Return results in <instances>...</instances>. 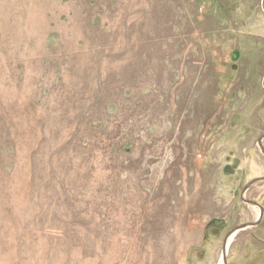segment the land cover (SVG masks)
Masks as SVG:
<instances>
[{
	"label": "rangeland",
	"instance_id": "374dc122",
	"mask_svg": "<svg viewBox=\"0 0 264 264\" xmlns=\"http://www.w3.org/2000/svg\"><path fill=\"white\" fill-rule=\"evenodd\" d=\"M0 264H264V0H0Z\"/></svg>",
	"mask_w": 264,
	"mask_h": 264
},
{
	"label": "water",
	"instance_id": "95a60500",
	"mask_svg": "<svg viewBox=\"0 0 264 264\" xmlns=\"http://www.w3.org/2000/svg\"><path fill=\"white\" fill-rule=\"evenodd\" d=\"M241 229H243V228L241 227L239 230H241Z\"/></svg>",
	"mask_w": 264,
	"mask_h": 264
}]
</instances>
